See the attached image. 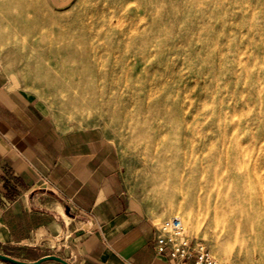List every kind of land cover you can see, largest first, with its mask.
Segmentation results:
<instances>
[{"label":"rangeland","instance_id":"rangeland-1","mask_svg":"<svg viewBox=\"0 0 264 264\" xmlns=\"http://www.w3.org/2000/svg\"><path fill=\"white\" fill-rule=\"evenodd\" d=\"M104 2L0 0V69L61 129L103 130L124 192L143 210L159 221L179 216L220 264H264L256 233L264 232V0H132L121 21L90 24L91 8ZM45 33L70 44L87 34L120 40L119 51L96 58L111 88L96 95L75 77L67 86L51 58L30 50ZM97 96L128 108L102 107Z\"/></svg>","mask_w":264,"mask_h":264},{"label":"crops","instance_id":"crops-1","mask_svg":"<svg viewBox=\"0 0 264 264\" xmlns=\"http://www.w3.org/2000/svg\"><path fill=\"white\" fill-rule=\"evenodd\" d=\"M158 223L124 192L120 158L103 130L61 129L35 94L0 69V253L174 264L166 251L155 252Z\"/></svg>","mask_w":264,"mask_h":264},{"label":"bare ground","instance_id":"bare-ground-1","mask_svg":"<svg viewBox=\"0 0 264 264\" xmlns=\"http://www.w3.org/2000/svg\"><path fill=\"white\" fill-rule=\"evenodd\" d=\"M132 2V0H106L105 5L104 3L100 5H96L93 8H91L89 14L86 16L87 21L90 24H99L104 21H111L112 18H114L117 22L121 21V15H124L126 10L129 9V4ZM113 22V21H112ZM74 23H68V26H73ZM95 34V33H94ZM92 34V35H94ZM90 34H87L86 38L83 40L75 39L72 41V44L70 43H62L60 41H57V39H51L47 33L41 34L38 39H34L31 41L30 50L36 55V56H45L51 58L50 67L56 71L58 69L63 70V75H66V84L67 86L71 85L74 86L73 77L78 79L77 83H85L88 86L93 85L94 88H96L93 93L97 95V90L99 88L102 89H108L111 88L109 84H107L102 75L99 74V71H97V60L96 58L100 57L101 54H110L115 51H119L122 47V43L120 40H117L115 43H97V38H94L92 36H89ZM78 49L83 50L79 51ZM84 49L89 53L90 56L93 58V64L89 63L88 61H82L85 58H87ZM61 55H66L67 57L73 56L78 57L79 60L78 63L80 64H72L70 66L64 67L62 62L55 61L56 58H59ZM97 62V63H96ZM87 66V68H95L96 77L93 78L91 81L89 78L86 77L83 73H81L80 67L78 65L84 64ZM115 63H112L114 65ZM113 67V66H112ZM102 78V80H100ZM106 98V100L102 101L100 99V96H97V101L100 103L99 105L103 107H108L109 105L117 106L119 109L126 111L128 108V103L123 102L119 97L114 98ZM197 134V133H196ZM192 146V145H191ZM258 195V194H257ZM190 212V210H189ZM252 230V229H251ZM260 230V229H259ZM257 231V235H259V238L264 240V232L263 231ZM251 232V231H250ZM235 241V240H234ZM242 242V241H240ZM234 245V244H232ZM241 246V244L239 245Z\"/></svg>","mask_w":264,"mask_h":264},{"label":"built area","instance_id":"built-area-1","mask_svg":"<svg viewBox=\"0 0 264 264\" xmlns=\"http://www.w3.org/2000/svg\"><path fill=\"white\" fill-rule=\"evenodd\" d=\"M158 229L155 252L159 254L166 251L174 264H220L203 240L188 234L179 216L163 218L158 223Z\"/></svg>","mask_w":264,"mask_h":264},{"label":"water","instance_id":"water-1","mask_svg":"<svg viewBox=\"0 0 264 264\" xmlns=\"http://www.w3.org/2000/svg\"><path fill=\"white\" fill-rule=\"evenodd\" d=\"M0 260L12 263V264H39L46 260H55L60 264H70L66 259L55 255V254H45L34 260H22L19 258L12 257L10 255L0 253Z\"/></svg>","mask_w":264,"mask_h":264}]
</instances>
